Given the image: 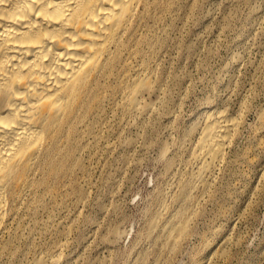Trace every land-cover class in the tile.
<instances>
[{
    "label": "rangeland",
    "instance_id": "374dc122",
    "mask_svg": "<svg viewBox=\"0 0 264 264\" xmlns=\"http://www.w3.org/2000/svg\"><path fill=\"white\" fill-rule=\"evenodd\" d=\"M143 35L135 62L155 112L124 115L108 87L63 172L11 223L0 264H264V0H164ZM210 112L236 126L199 200L173 208L189 220L169 250L149 224L193 170Z\"/></svg>",
    "mask_w": 264,
    "mask_h": 264
},
{
    "label": "bare ground",
    "instance_id": "6f19581e",
    "mask_svg": "<svg viewBox=\"0 0 264 264\" xmlns=\"http://www.w3.org/2000/svg\"><path fill=\"white\" fill-rule=\"evenodd\" d=\"M163 1L0 0V246L15 217L31 207L34 188L63 172L108 87L117 84L124 115L155 112L156 103L145 97L153 85L135 61L144 28ZM235 126L223 112H210L196 127L186 164L193 170L178 179L173 203L162 201L149 224L167 249L181 244L189 220L173 208L199 200Z\"/></svg>",
    "mask_w": 264,
    "mask_h": 264
}]
</instances>
